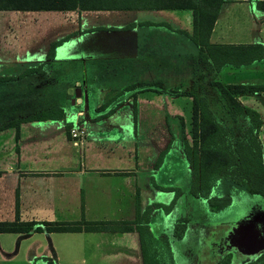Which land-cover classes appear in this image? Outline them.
I'll return each instance as SVG.
<instances>
[{"label": "crops", "instance_id": "1", "mask_svg": "<svg viewBox=\"0 0 264 264\" xmlns=\"http://www.w3.org/2000/svg\"><path fill=\"white\" fill-rule=\"evenodd\" d=\"M255 1L224 0L212 24L208 42L264 47V11L255 8ZM31 11L52 10L15 12ZM146 11L189 12L188 29L167 25L164 20H146L144 24L152 29L164 28L172 37L186 41L183 49L187 52L189 47V55L183 72L188 81L183 83V90H189L192 83L189 64L197 53L196 46L185 35L192 29L191 10H74L78 13L77 24L59 27L50 34L38 32L26 45L6 44L0 39V124L22 120L52 106L60 107L63 112L61 118L24 120L0 129V222L132 221L145 215L146 225L152 230V210L166 202L157 199L163 193L158 184L151 183L143 190L138 181L150 168L154 176L158 173L155 169L157 158L164 147H153L154 156L148 168L138 153L139 137L132 131L134 112L122 110L118 105L112 107L116 100H110L129 84L158 82L164 86L163 53L157 41L149 43L148 40L145 55H141L142 60L136 67L138 70L125 75L123 68L117 71L106 66L108 57L104 50L85 48L82 44L88 33L102 31L96 29L111 33L108 30L116 24L120 28L128 25L133 28L135 21H131L130 15ZM81 12L90 14L82 15ZM100 14L104 17L98 23L96 18ZM226 14L228 16L219 25V16ZM174 20L179 24V19ZM155 32L162 34L161 30ZM4 33L0 31L1 37ZM149 33L148 29L146 38H150ZM158 37L159 34L155 39ZM54 42L58 43L48 56ZM132 44L135 43L132 41ZM136 53L137 50L132 54ZM28 69H39L40 72L24 74ZM106 71L112 76L117 72L122 77L96 80L91 84L86 82L88 72L95 76L97 72L98 77ZM125 77L128 79H122ZM215 79L222 85H264V49L262 57L250 63L222 67ZM170 84L171 89L178 86L177 82ZM125 98L124 104L130 97ZM237 100L258 115L260 125L256 137L264 152V90L238 95ZM105 102L107 108L98 111ZM108 108L111 112L106 113ZM70 129L82 131L76 142ZM210 195H215L212 189ZM189 197V204L194 199L196 203L204 204L202 212L205 209L211 212L204 199L191 194ZM179 219L188 221L187 218ZM188 228L189 222L186 223ZM151 233L155 238L165 237L154 231ZM173 250L170 245L172 261L178 264ZM0 264H142V257L135 229L0 232Z\"/></svg>", "mask_w": 264, "mask_h": 264}, {"label": "rangeland", "instance_id": "2", "mask_svg": "<svg viewBox=\"0 0 264 264\" xmlns=\"http://www.w3.org/2000/svg\"><path fill=\"white\" fill-rule=\"evenodd\" d=\"M136 13L130 15L131 21H135L133 28L131 25L120 28L116 24L108 30L111 33H105L104 29H96L102 31L88 33L85 40L82 41L83 46L100 51L104 50V55L106 54L108 57L105 60L106 66L117 69V71L123 68L126 70V75L129 71L133 73L138 70L136 67L142 60L141 55H145L144 49L147 47L148 40L149 43L157 41L163 53L161 59L164 86L169 87L170 82H177L178 86L175 89L182 90L183 83L188 81L184 75L185 72H183V66L187 64L189 55V47L187 52L183 49V46H186V41L177 36L172 37L166 33V30L164 31V28L152 29L144 24L146 20L154 22L164 20L167 25H180L182 29H188L190 26L189 12L146 11ZM77 14L73 11H0V31L5 32L3 37L0 35V39L6 44L18 42L20 45H26L30 39H35L38 32L46 31V34H50L51 31L55 32L59 27L77 24ZM81 14L86 15L90 12H81ZM227 16L228 14L220 15L218 24L221 25ZM102 17L104 15H97L96 21L101 23ZM174 19H179V24H176ZM148 29L151 32L149 33L150 38H146ZM155 30H161L162 34L155 32ZM158 34L159 37L156 40ZM132 41L135 44H132ZM136 50L137 53L132 54ZM117 55L125 57L116 58ZM101 69L103 68L101 67ZM101 69L100 72L103 71ZM96 76L95 73L88 72L86 82L91 84L95 83L96 80L107 79L109 81L117 77L120 79L122 74L115 72L112 76L106 71L105 75ZM122 79L127 80L128 77ZM128 82H132V80H128ZM125 99V97L120 96L115 103L117 102L122 110L134 112L131 117L133 120L132 131L139 137L137 143L140 150L138 153L142 162H146L149 168L154 156L153 147H164L157 158L155 169L158 173L154 176L150 168L146 176H141L138 181L139 187L143 190L148 189V185L151 183L158 184L162 188L160 192L163 193H160L157 199H163L166 202V205H159L152 210L151 231H154L155 234L164 235L168 239L174 249L173 256L178 264H212L219 257L228 256L229 253L228 264H243L244 260L258 264L259 258L255 253L245 254L231 246L224 247V254L222 255L214 243L216 239L224 238L229 229L239 222L256 219L259 214L264 217V196L250 195L244 190L237 189L232 183L221 180L212 188V192L218 196H229L231 199L229 206L209 213L206 209L202 212L203 203H196L194 199H192V204L188 203L192 184L196 182L195 172L190 161L192 153L188 157L185 151V140L189 145H192L189 133L191 99L186 95L174 94L168 90L163 92L142 90L133 93L126 104H124ZM188 206L190 207L189 213H187ZM198 210L201 212H197ZM179 218H187L188 221L185 222H189L190 228L186 229V223L185 228L181 227ZM256 224L264 234V219H257ZM174 225L176 226L175 229Z\"/></svg>", "mask_w": 264, "mask_h": 264}, {"label": "trees", "instance_id": "3", "mask_svg": "<svg viewBox=\"0 0 264 264\" xmlns=\"http://www.w3.org/2000/svg\"><path fill=\"white\" fill-rule=\"evenodd\" d=\"M223 2L224 0H0V10H191L192 29L190 34L185 35L196 46L197 53L189 64L192 80L189 90L171 89L158 82H137L125 86L110 102L124 93L127 95L125 97H131L133 93L142 90H168L190 97L189 133L192 145L185 140V151L188 157L192 153V159L189 160L196 176V182L192 184L190 191L192 196L205 200L209 211L216 212L231 203L229 196L210 195L211 189L221 180L232 183L237 189L250 195L264 196V152L256 137L260 119L254 111L244 108L237 100L238 95L264 90V85H222L215 79L217 72L224 66L238 67L261 58L264 47L226 46L208 42L212 24ZM254 6L264 11V0L255 1ZM56 43L58 42L50 45L48 56L52 54ZM31 71H38V74L40 72L39 69H28L24 74ZM117 105L116 102L112 107ZM105 108L107 102L97 110ZM111 108L106 113L111 112ZM62 114L60 107L52 106L22 120L2 123L0 129L24 120L61 118ZM66 129L68 131V127ZM185 221L180 219V226L183 228ZM146 222L145 215L132 221L0 222V232H115L135 229L138 232L142 264H174L170 242L166 237L155 238ZM227 255L220 257L215 264H228L230 253ZM258 260L259 264H264V252Z\"/></svg>", "mask_w": 264, "mask_h": 264}, {"label": "water", "instance_id": "4", "mask_svg": "<svg viewBox=\"0 0 264 264\" xmlns=\"http://www.w3.org/2000/svg\"><path fill=\"white\" fill-rule=\"evenodd\" d=\"M232 235L233 237L237 235L233 244L245 254H253L264 249V236L254 229L252 222L243 226L239 225Z\"/></svg>", "mask_w": 264, "mask_h": 264}, {"label": "flooded vegetation", "instance_id": "5", "mask_svg": "<svg viewBox=\"0 0 264 264\" xmlns=\"http://www.w3.org/2000/svg\"><path fill=\"white\" fill-rule=\"evenodd\" d=\"M263 218L264 217H262V215L259 214V216L256 219H251V220H248V221H245V222L241 221L238 224H236L233 227H231L224 238H222L221 240L216 239V242L214 243V245L218 247L219 253L222 254V255L224 254V247H231L232 246L234 249L238 250L237 247L233 244V241H236L237 235H235L233 237L232 233H233V231H237V228H238L239 225L243 226V225H247V224L252 222L254 229H256L260 233V235L264 236V234L259 230V228H258V226L256 224V220L257 219H263ZM222 240H225V241L222 242ZM262 252H264V250H260V251L256 252L255 254L258 255V258H260V256L262 255ZM226 253H228L227 250H226ZM247 262H250V261L249 260H246V261L244 260L243 264H245ZM258 264H259V262H258Z\"/></svg>", "mask_w": 264, "mask_h": 264}, {"label": "built area", "instance_id": "6", "mask_svg": "<svg viewBox=\"0 0 264 264\" xmlns=\"http://www.w3.org/2000/svg\"><path fill=\"white\" fill-rule=\"evenodd\" d=\"M69 133H70L71 137L74 138V142H76L75 139L78 138L82 134V131L77 130V129H70Z\"/></svg>", "mask_w": 264, "mask_h": 264}]
</instances>
